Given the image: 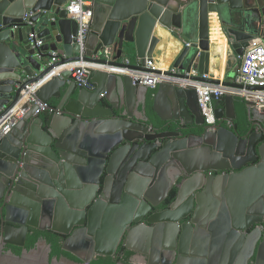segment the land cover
Returning <instances> with one entry per match:
<instances>
[{
  "label": "water",
  "instance_id": "95a60500",
  "mask_svg": "<svg viewBox=\"0 0 264 264\" xmlns=\"http://www.w3.org/2000/svg\"><path fill=\"white\" fill-rule=\"evenodd\" d=\"M67 1L0 0V111L15 108L23 92L40 83L34 98L45 108L37 115L35 103L26 105V115L0 143V264H79L50 262L46 243L21 255L5 250L24 247L31 229L66 236L64 251L78 257L77 248L96 245L81 258L84 264L96 254L113 256L124 234L127 249L148 256V264H159L160 254H169L167 264H207L205 254L189 257L187 247L191 234L205 227L219 232L214 246L228 231L241 237L246 249L236 264H248L255 252L256 264H264L261 229L248 238L240 233L264 222V128L239 133L232 94L214 99L217 125L210 132L196 88L160 83L150 98L158 121L198 130L184 137L155 127L146 111L134 119V104L143 99L146 106L152 92L130 76L90 70L89 87L80 88L66 71L44 82L56 67L81 60L79 25L68 17ZM92 9L86 62L119 65L135 56L142 66L156 63L171 37L182 47L172 67L177 72L166 75L178 80L209 75L212 15L235 57L254 40L264 42V0H93ZM28 12L32 25L23 20ZM32 34L40 48H33ZM108 48L113 61L104 59ZM53 53L61 61L50 65ZM161 101H169V116L158 109ZM247 121L263 127L264 111L248 105ZM174 188L176 202L154 213ZM209 212L212 222L205 225ZM190 216L191 223H182Z\"/></svg>",
  "mask_w": 264,
  "mask_h": 264
},
{
  "label": "built area",
  "instance_id": "2783aa9c",
  "mask_svg": "<svg viewBox=\"0 0 264 264\" xmlns=\"http://www.w3.org/2000/svg\"><path fill=\"white\" fill-rule=\"evenodd\" d=\"M66 10L68 17L76 21L79 25L76 43L80 47L81 60L67 61L56 67L43 80L44 82L62 72L69 71L78 87L85 88L89 87L87 78L90 70H97L119 76H130L134 82L139 83L140 86L153 91L163 82H172L181 87L191 86L197 89L198 103L202 108L206 125L209 126L208 130L211 132L215 131L213 127L216 125V107L214 99L217 100L223 95H235L237 98L245 100L248 105L260 111H264V43L262 40H254L250 47L246 49L245 54L242 57H238L241 64L232 83L241 86L240 88L224 86L223 82L225 79L219 80L220 84L207 82V80L210 79L209 75L202 76L204 81H193L191 79L178 80L166 75V72L171 71L172 73H176L177 70L171 68L169 71H163L152 61H147L144 66L141 65V62L134 64L128 58H123L118 61L117 63H119V65L86 62L84 60L86 53L85 44L91 32V25L94 17L92 2L88 0H68ZM31 17V12L26 13L23 18L24 23L32 25L30 22ZM30 41L32 42L33 48H40L43 45L41 40H38L37 36L33 34L30 35ZM114 56L115 54L112 48L105 50L104 59L113 61ZM64 59H67V57L65 56ZM60 61L61 58L58 53H53L50 65H55ZM189 76L198 77L199 74L197 72H192ZM41 85L42 83L29 86L27 90L23 92L20 104L6 114H3V110L0 111V143L26 115L28 110L26 105L30 104L31 107L32 104L35 103L39 107L36 112L37 115L44 111V105L37 102L34 98L36 90Z\"/></svg>",
  "mask_w": 264,
  "mask_h": 264
},
{
  "label": "flooded vegetation",
  "instance_id": "af4514ba",
  "mask_svg": "<svg viewBox=\"0 0 264 264\" xmlns=\"http://www.w3.org/2000/svg\"><path fill=\"white\" fill-rule=\"evenodd\" d=\"M150 95H149V98L147 100L146 106L144 105L146 110H147L146 111L147 114L151 112L152 104H153V103H151V99H150L152 95L151 96ZM149 104H151V105L149 106ZM149 107H150V109H149ZM236 113H237V109H236ZM150 117L152 119L150 123H153L155 127L163 129V131L178 132V133L182 134L184 137L198 133V130L193 129V127H179V124H173V123L169 124V125L161 124L157 118L152 117V116H150ZM239 121H240V117L237 113L236 126L239 130V133L244 137L251 136L253 133L258 132L259 130L264 128V126L259 127L257 125H254V123H249L248 121L245 123H241ZM216 125H217V121H216ZM229 126H232V125L229 124ZM242 128L244 130H242ZM215 131H216V129H215ZM263 135H264V133H263ZM262 141L264 142V136H263ZM173 173L174 172L172 171L171 174H173ZM158 178H159V176H158ZM158 180H157V183H158ZM175 191H176V193H175L174 198H171L172 193ZM177 193H178V189L174 188L173 191L170 192L168 198L162 204H160V206L157 209H154L153 212L156 213V212H161V211L169 209L176 202ZM211 214H212L211 212L207 213L206 216L204 217V219L202 220V223H204L206 225V222H208L210 224L209 220H211V222H212ZM218 217H219V213L217 212L215 214V219H217ZM192 218L193 217L190 216V217L186 218L185 220H182V223H191ZM43 225H46V223L44 222ZM51 226H53V224ZM257 228H260L261 232H262L261 240L259 241V243L257 245V247H259L261 242L264 240V222L260 223V224H255L253 227H251L247 231L240 232V233L245 234L246 238H248L251 234L255 233V230ZM205 229H206V231H200V232H196V233L193 232L191 234V239H190L191 241H190V244L187 246L189 249V252H190L189 257H191L192 251H197V253H203V255L205 254L204 259L206 260L207 264H236L237 260L239 259V256L241 255L243 250L246 249L245 244L243 246L239 245V243H241V237H234L231 234L233 231H228V233L225 235V237L222 238L221 245L214 246V244L212 242L213 238H214L213 236L215 235V233H219V232L207 231L208 230L207 227H205ZM99 231H101V230H99ZM126 235L127 234H124V236L121 238V240L117 246L116 253L113 256H104V255L96 254L94 256V258L92 259V261L90 262V264L98 263L100 259H106V258H112L113 260H115L117 262V264H121V263L122 264H148V260H149L148 256L145 257L139 253H134L133 251H129L127 249V244H129V241H127ZM35 238H37L36 241H35ZM66 239H67L66 236L60 235V234L55 233L51 230L50 231H48V230L37 231V230L31 229L28 233V237H27V240H26L24 247H16V246L7 245L5 247V250L6 251H12L16 255H21L24 251L33 250L35 248H38V245H40L42 243H46L50 247V251H49L50 262H52L54 259L61 260L63 258H67L68 260H70L72 262L84 264V262L82 261L81 258H89L90 251L92 249H97L96 245H95V247H93V245H87L83 249L77 248L76 253H78V255L80 256V257H78L75 254L64 251L63 246H64ZM131 245L134 247H137V248L140 247V246L135 245L133 243H131ZM30 246H33V247L31 248ZM54 246H56V249L54 248ZM106 248H108V246ZM227 249H229V252L226 255ZM56 250H57V253L53 254ZM233 252H235V253L237 252V254L234 256ZM127 253H131V256L129 257L128 263L124 261V258L127 255ZM151 253H152V251H150V254ZM256 255H257V253L255 252L254 256L248 261V264H256ZM177 256H176V258H177ZM153 262H156V261L153 260ZM169 262H171V257L169 256V254H167V255L160 254V256L158 258L159 264H167ZM173 264H176V261L173 262Z\"/></svg>",
  "mask_w": 264,
  "mask_h": 264
},
{
  "label": "crops",
  "instance_id": "0c3cea01",
  "mask_svg": "<svg viewBox=\"0 0 264 264\" xmlns=\"http://www.w3.org/2000/svg\"><path fill=\"white\" fill-rule=\"evenodd\" d=\"M88 1L92 2L93 0H88ZM215 19L217 21V26L214 27L211 23V35H212V41H213V58L212 59L214 60L210 64L209 76H210V79H213V80L219 81V80L225 79L226 81H232L235 74H237L241 63L238 57H235L232 51L229 50L228 45H227V40L225 36L223 35V33L221 32V27L218 22L217 16H215ZM169 50L170 48L167 46L166 50H163L157 53L154 59L159 69L163 71H169L173 67V64L175 63L178 57L179 51L177 52L175 49V51L173 52H176V53L172 54V53H169L170 52ZM169 54L171 55L169 56ZM124 58L130 59L132 63L134 64L139 62V60H137L135 56H126ZM150 91L152 92L151 94H153L154 91L152 90ZM102 103L103 105H106V106L108 105L106 100H103ZM167 103L169 104V101L167 102L161 101V103H159L158 105V109L165 116H169L168 109L170 106H168ZM133 110H134V114H133L134 119L137 118L136 116H140L141 118L144 117L145 111L147 110L145 109L143 99H138L136 101V103L133 106ZM148 115L155 117L157 119L159 118L155 111L153 104H152V110L150 113H148ZM170 176H172V174Z\"/></svg>",
  "mask_w": 264,
  "mask_h": 264
},
{
  "label": "trees",
  "instance_id": "16d2710c",
  "mask_svg": "<svg viewBox=\"0 0 264 264\" xmlns=\"http://www.w3.org/2000/svg\"><path fill=\"white\" fill-rule=\"evenodd\" d=\"M234 78H235V76H234ZM234 78H233L232 81H228V82L232 83L234 81ZM150 105L151 104H149V106ZM235 106H236V109H237V113H238V115L240 117V121L239 122H241V123L247 122V111H248L247 102L245 100L241 99V98H236L235 99ZM149 109H150V107H149ZM175 193H176V191L172 193L171 198H174ZM36 239L37 238H35V241H36ZM30 247L32 248L33 246H30ZM54 248L56 249V246H54ZM56 253H57V250L53 254H56ZM130 256H131V253H127V255L124 258V261L128 263V260H129ZM102 263L103 264H117V262L115 260H113L112 258L100 259L99 262L95 263V264H102Z\"/></svg>",
  "mask_w": 264,
  "mask_h": 264
},
{
  "label": "bare ground",
  "instance_id": "6f19581e",
  "mask_svg": "<svg viewBox=\"0 0 264 264\" xmlns=\"http://www.w3.org/2000/svg\"><path fill=\"white\" fill-rule=\"evenodd\" d=\"M216 16V15H215ZM215 16L213 15V16H211V23H212V25L215 27V26H217V21H216V19H215ZM167 45H168V47L170 48V52L169 53H172V54H175L176 52H173V51H175V49H176V51L178 52L179 51V48L181 47L180 45H179V43H177V41H175L174 39H172L171 37H169L168 39H167ZM165 55V54H164ZM171 54H169V56H170ZM213 60L214 59H212V62H213Z\"/></svg>",
  "mask_w": 264,
  "mask_h": 264
}]
</instances>
